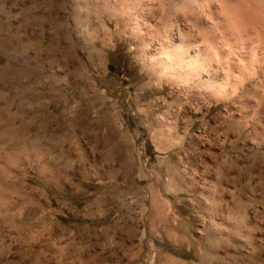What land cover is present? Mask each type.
Wrapping results in <instances>:
<instances>
[{"label":"rangeland","instance_id":"1","mask_svg":"<svg viewBox=\"0 0 264 264\" xmlns=\"http://www.w3.org/2000/svg\"><path fill=\"white\" fill-rule=\"evenodd\" d=\"M8 1L13 0H0L1 13ZM217 1L223 4L234 34L255 21L264 23L260 0ZM16 2L28 7L38 0ZM169 2L162 10L153 0L157 13H165V20L167 17L158 28L151 18L140 22L134 13L117 10L113 0H45L46 7L62 8L64 14L69 11L72 27L74 19L93 14L94 44L110 51L109 68L102 70L115 78L112 87L124 93V105H130L138 119L134 151L137 155L141 152V160L136 167L147 171L135 191L110 192L105 199L140 200L142 209L127 222L121 214L118 219L111 217L107 231L117 240L105 245L84 237L87 230H97L104 221L86 223L76 218L69 222L54 208V192L44 198L46 216L39 222L27 201L37 200L38 188L45 183L36 174L37 159L21 158V144L13 143L22 135L21 113L7 104L5 83L0 79V264H24L19 261L23 258L27 264H56L54 255H35L31 250L46 248L53 253L68 242L57 237L62 231L73 233L75 247L113 249L117 264L125 262L126 248L138 254L134 264H164L166 257L180 264H260L252 257L254 246L264 261V75L255 89L256 78L239 89L242 79L231 76L232 87L225 91L222 85L201 86L207 68L198 78L185 70H176L182 77L174 75L172 58L152 51L157 32L162 36L176 28H171L168 16L174 17L176 9L182 12L189 5L188 0ZM75 11L80 16L76 17ZM83 200L84 196L80 205ZM123 211L133 214L134 209L125 207ZM103 225L109 226L107 221ZM38 226L46 229L41 236ZM234 226L243 231L237 234ZM178 234L183 238H177Z\"/></svg>","mask_w":264,"mask_h":264},{"label":"crops","instance_id":"2","mask_svg":"<svg viewBox=\"0 0 264 264\" xmlns=\"http://www.w3.org/2000/svg\"><path fill=\"white\" fill-rule=\"evenodd\" d=\"M16 1H8L5 13L0 12V63L5 65L0 79L7 104L21 113L22 135L13 143L21 144V158L37 159L36 174L45 183L38 188V199H29L27 205L40 222L46 216L44 198L54 192L53 206L69 222H108V227L102 222L84 235L105 245L117 240L107 231L111 217L121 214L127 222L141 214L140 200L105 199L110 192L135 191L143 179L144 170L136 167L141 152L134 151L138 119L124 105V93L112 87L115 78L102 70L109 68L110 51L94 44L92 13L74 19L72 27L69 11L46 7L45 0L28 7ZM125 207L134 209L133 214L123 211ZM57 237L68 242L53 253L46 248L31 252H48L56 264H117L113 249L75 247L68 231ZM124 254L123 264H134L136 251L126 248Z\"/></svg>","mask_w":264,"mask_h":264},{"label":"bare ground","instance_id":"3","mask_svg":"<svg viewBox=\"0 0 264 264\" xmlns=\"http://www.w3.org/2000/svg\"><path fill=\"white\" fill-rule=\"evenodd\" d=\"M154 1H157V3L159 4V6L161 7L162 10L165 9V7H168V3L170 4L169 0H154ZM181 1H186V0H181ZM113 3L115 5V8L117 10L122 11V13H125V14H133L134 13V15L136 16V19L140 22H145L146 19L151 18V20L157 22L156 25L159 28V25L162 22L167 21V17H166V20L164 17H162V16H164L165 13L163 15H160L159 13H157V11H156L157 9L153 6V0H113ZM188 3H189L188 8L185 9L184 11L179 12V10L176 9V12L174 13V17L170 18V16H168L170 18V20L168 18V21L171 22V28L174 26L176 27L174 31H171L172 29L168 30V31H164L162 36H160V33L157 32L158 38L154 41L155 43L152 44V51L155 53V55L156 54L157 55L168 54L172 58V59L170 58L171 60L170 59L169 60H170L171 66H174V68H173L174 72L176 70H179V72H180V70H183V71L185 70L186 73L192 74V76L194 75L197 78L202 76L201 75V73H203L202 70L204 68H207L208 71L205 74L206 79L203 78L204 81L201 80L202 82L200 83L201 86H203V87H206V88H213V87L216 88L217 87V88H219V86L222 85V87L225 91V89H230L232 87V86H230V80L232 79V78L230 79V77L233 76V77H240L242 79V83L240 84L239 89H241L242 87L244 88L248 81L252 80L253 78H256L257 82H256L255 86L253 87V89H255V87L258 86L262 76L264 75V23H259L258 21H255L252 24L250 23L251 25H248V27H246L245 30L242 29V31L236 32L234 34V33H232V31L229 27V21L230 20L226 16L227 12L225 13L223 4H221L219 1H217V0H188ZM260 5H261V10L264 11V0H260ZM256 6H257V4H256ZM235 9H234V12H235ZM245 9H247V8H245ZM247 15L248 14H246V16ZM243 16H244V14L242 15V17ZM252 16H250V17L252 18ZM231 20H232V18H231ZM237 21H238V19H237ZM240 22H242V21H240ZM252 22H253V20H252ZM241 28H243V27H241ZM238 44H240V47L238 46ZM166 69H168V68H166ZM162 72H163V70H162ZM164 73H165V71H164ZM155 74L156 73L154 72V75ZM160 75H161V73H160ZM174 75H176L177 77H182L181 73H178L177 71L174 73ZM182 75H184V74H182ZM189 76H191V75H189ZM233 90H234V88H233ZM260 106H262V105H260ZM258 108H260V107H258ZM18 139H20V138H18ZM19 141L21 142V140H19ZM9 149L7 152L8 154H10ZM0 159H2V158H0ZM18 159H19V157H18ZM22 163H25V161L24 162L22 161ZM4 166H3V168H4ZM38 168L39 167L37 165L35 167L36 172H38ZM10 204H11V202H10ZM12 217H13V215H12ZM20 217H22V216H20ZM4 221H6V220H4ZM2 225H3V222H2ZM10 226H12V225H10ZM1 227H4V226H1ZM233 228L235 229V232L237 234H238V232L240 233L243 231L238 226H234ZM29 229H32V228L30 227ZM3 230H5V229H2V232H3ZM9 230H11V229H9ZM9 230H7V231H9ZM45 231H46V229H42V228H40V226H38V229H37L38 233L37 234L39 236L44 234ZM19 232H20V230H19ZM229 232H230V230H229ZM235 232H234V235L236 234ZM177 238L182 239L183 238L182 234H178ZM219 238L217 240H219ZM43 239H44V237H43ZM3 244H5V243H3ZM252 250H253L252 257L257 259L258 263L264 264V261L261 260V258L259 257L260 252L256 251L255 246ZM39 258H38V260H39ZM199 258H200V260L204 259L201 255L199 256ZM238 259H239V257H238ZM19 261L20 262L23 261L24 264H27L26 258H23L22 260H19ZM239 261H240V259H239ZM164 264H180V263L173 260V258L171 259V258L166 257Z\"/></svg>","mask_w":264,"mask_h":264}]
</instances>
